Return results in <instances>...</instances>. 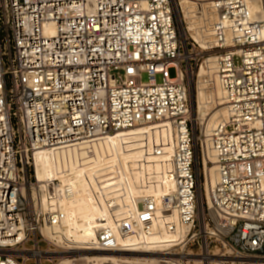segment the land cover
Segmentation results:
<instances>
[{"label":"built area","instance_id":"built-area-1","mask_svg":"<svg viewBox=\"0 0 264 264\" xmlns=\"http://www.w3.org/2000/svg\"><path fill=\"white\" fill-rule=\"evenodd\" d=\"M177 3L0 0V264H91L68 255L164 234L175 239L153 264L264 261V0H213L203 42ZM202 67L221 91L203 117L192 95ZM43 154L62 165L49 183ZM71 166L112 218L93 240L57 244L44 231L64 228Z\"/></svg>","mask_w":264,"mask_h":264},{"label":"bare ground","instance_id":"bare-ground-1","mask_svg":"<svg viewBox=\"0 0 264 264\" xmlns=\"http://www.w3.org/2000/svg\"><path fill=\"white\" fill-rule=\"evenodd\" d=\"M213 0H179V3L175 5V9L177 11V15L179 16V22L183 24V19L185 20V16L189 17L190 19L193 18L196 15H200V22L204 20L207 21V24H211L214 19L216 18L212 11H210V8L212 6ZM199 2V3H198ZM201 2V3H200ZM205 2V3H204ZM209 2V3H207ZM180 7L182 8V11L180 10ZM254 10L259 9V3H255L253 5ZM181 13L184 14V17L181 16ZM192 28V27H191ZM53 30L51 29L50 32ZM193 36L198 42H203L205 40L204 35L199 31L198 29H193ZM198 81L196 82V94L194 95V98L196 99L197 104V110L199 116L203 117L206 115V112L208 111V106L210 107V102H213L217 97L219 98L221 95L220 89H217L215 91L210 90V95L206 94L207 87L206 81H205V75H206V69L202 67L199 70L198 74ZM196 95V96H195ZM208 96V97H207ZM222 114L223 110H219ZM216 116V115H215ZM134 133H131L125 138L126 143L130 142H137L139 138V134L144 132V129H134ZM170 133L164 132L162 137L166 142H169L171 137L169 135ZM161 135H157L153 137V140L159 139ZM174 139V136L172 137ZM122 139L115 138L112 140V145L114 149L117 151V149H120L123 146ZM133 145V144H132ZM50 163L53 164L52 158L48 154L40 155L37 158V175L38 178L43 180L46 183H49L50 181L54 180L55 178H59L57 176L56 171L59 170V168L62 169V165L58 166L53 164L52 165V172L49 171V165ZM48 169L47 171V177H45L44 174V167ZM72 170V173L69 175H62L60 176V180L63 183V185H70L74 181H76V187H75V193L63 200L62 206L66 214V221L64 222V228L61 229L60 236H55L52 230L46 229L44 231V235L49 240L60 243V240L62 239H70L73 237V239L77 241H88L95 239L96 236V221L98 219H106L108 222L111 221L112 216L110 215L106 204L99 201L97 197L95 196V187L93 182L90 178H88L86 175L82 173H77L73 166L70 168ZM54 175V176H53ZM53 176L54 178H49ZM212 182L215 181V176L212 175L211 177ZM161 188L160 184H157L154 189ZM164 189L161 192H158L159 194L162 193ZM44 200H46V196L44 195ZM123 203H126L128 205L132 206V203L128 200H125ZM93 216V217H92ZM91 218V219H90ZM90 219V223H89ZM84 235V237H83ZM169 237L167 246H159L158 244L162 243L163 241H159L162 239V237ZM174 236L170 235H156L151 236L148 238H143L140 235H135L132 238L124 241L125 243H137L140 245H143L144 247H155V248H161L162 250L166 247L167 249L171 246V240H174ZM152 242L155 243L154 246H152ZM163 244V243H162ZM140 247V246H139ZM166 249V250H167ZM151 250V249H150ZM150 250H130V251H124V252H105V251H74L71 252L68 256L71 257H80L84 260H87L91 262V264H153L156 260L162 258L164 255V251L160 254L155 253L154 251ZM254 262V263H251ZM233 264V263H231ZM245 264H264V261L260 260H250L245 262Z\"/></svg>","mask_w":264,"mask_h":264},{"label":"rangeland","instance_id":"rangeland-1","mask_svg":"<svg viewBox=\"0 0 264 264\" xmlns=\"http://www.w3.org/2000/svg\"><path fill=\"white\" fill-rule=\"evenodd\" d=\"M212 2V1H211ZM199 3V2H198ZM201 3V2H200ZM205 3V2H204ZM207 3H209V2H207ZM180 10L182 11V8L180 7ZM178 16V15H177ZM181 16L182 17H184V14H182L181 13ZM200 15H196V16H194L193 18H189V17H186L185 16V22L187 23V24H185V28L187 27V28H189V31L192 33L193 32V29H198L199 30V27H200V25H201V22H200ZM203 22V21H202ZM192 27V28H191ZM192 36H193V33H192ZM169 75H170V77L171 78H173V77H175L177 74H176V72H175V70L174 69H171L170 71H169ZM142 80H143V82H148L149 81V77H148V75L147 74H143V76H142ZM157 81L158 82H160L161 81V78L160 77H158L157 78ZM206 94L207 95H210V89H207V91H206ZM208 97V96H207ZM216 100V99H215ZM214 102V101H213ZM213 102H210V107L208 106V111L210 110V108H211V106H212V103ZM207 111V112H208ZM206 112V113H207ZM52 163H50V165H49V171H51L52 172ZM38 166V165H37ZM47 171H48V169L46 168V166L44 167V174H45V177L46 178H48L47 177ZM53 173V172H52ZM54 176V175H53ZM53 176H51V177H49V178H54ZM164 188H162V186H161V188H159V189H153V191H154V193H158V192H161L162 190H163ZM132 191L134 192V194H136L137 193V191L138 190H136V188H132ZM129 196L125 199V200H128V201H130L131 203H132V200L133 199H131V191H129ZM93 217V216H92ZM91 219V218H90ZM90 219H89V223H90ZM165 235V234H164ZM83 237H84V235H83ZM158 239H162V240H159V241H163L162 243H160V244H158L159 246H163V245H165V246H167V244H168V239H169V237H166V236H164V237H162V238H158ZM170 240V239H169ZM171 241H173V240H171ZM156 243V242H155ZM155 243H153L152 242V246H154L155 245ZM171 244H172V242H171ZM136 249H138V250H150V251H154L155 253H161V252H163L164 251V249H165V251H166V247L162 250L161 248H155V247H144L143 245H141L140 247H138V248H136ZM251 263H254V262H251Z\"/></svg>","mask_w":264,"mask_h":264}]
</instances>
